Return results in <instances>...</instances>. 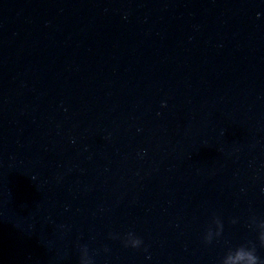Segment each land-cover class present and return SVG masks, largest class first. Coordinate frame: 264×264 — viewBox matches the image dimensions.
Here are the masks:
<instances>
[{"label":"water","instance_id":"obj_1","mask_svg":"<svg viewBox=\"0 0 264 264\" xmlns=\"http://www.w3.org/2000/svg\"><path fill=\"white\" fill-rule=\"evenodd\" d=\"M262 223L264 0H0V264H264Z\"/></svg>","mask_w":264,"mask_h":264},{"label":"clouds","instance_id":"obj_2","mask_svg":"<svg viewBox=\"0 0 264 264\" xmlns=\"http://www.w3.org/2000/svg\"><path fill=\"white\" fill-rule=\"evenodd\" d=\"M260 228L261 231L259 233V239L264 241V223L260 225ZM204 239L206 243H210L212 239V233L209 231ZM128 243L131 244L132 247H140L143 241L139 238L129 236ZM145 251H147V249H145ZM236 260L241 261L242 264H262L261 260L253 250L244 248L237 250L236 259L228 258L223 262V264H236Z\"/></svg>","mask_w":264,"mask_h":264}]
</instances>
